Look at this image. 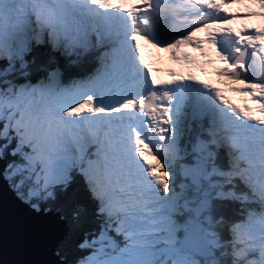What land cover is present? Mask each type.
Instances as JSON below:
<instances>
[{"label": "snow or ice", "instance_id": "1", "mask_svg": "<svg viewBox=\"0 0 264 264\" xmlns=\"http://www.w3.org/2000/svg\"><path fill=\"white\" fill-rule=\"evenodd\" d=\"M250 18L264 0H0V264H264Z\"/></svg>", "mask_w": 264, "mask_h": 264}, {"label": "bare ground", "instance_id": "2", "mask_svg": "<svg viewBox=\"0 0 264 264\" xmlns=\"http://www.w3.org/2000/svg\"><path fill=\"white\" fill-rule=\"evenodd\" d=\"M237 6H238L240 9H242L243 11L248 10L244 5H237ZM255 10L258 11V9H255ZM239 13H242V11H241V12L239 11ZM249 21L251 22L252 27L254 28V27H258L257 22L262 23L264 20H260L259 18H250Z\"/></svg>", "mask_w": 264, "mask_h": 264}, {"label": "water", "instance_id": "3", "mask_svg": "<svg viewBox=\"0 0 264 264\" xmlns=\"http://www.w3.org/2000/svg\"><path fill=\"white\" fill-rule=\"evenodd\" d=\"M3 198V193H2V190H0V200H2Z\"/></svg>", "mask_w": 264, "mask_h": 264}, {"label": "rangeland", "instance_id": "4", "mask_svg": "<svg viewBox=\"0 0 264 264\" xmlns=\"http://www.w3.org/2000/svg\"><path fill=\"white\" fill-rule=\"evenodd\" d=\"M259 23H260V22H259ZM257 24H258V22H257ZM261 24H263V25H264V21H263Z\"/></svg>", "mask_w": 264, "mask_h": 264}]
</instances>
